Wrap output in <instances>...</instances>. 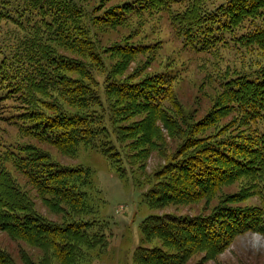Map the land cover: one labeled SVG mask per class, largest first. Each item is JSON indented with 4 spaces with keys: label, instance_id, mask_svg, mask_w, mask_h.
Here are the masks:
<instances>
[{
    "label": "trees",
    "instance_id": "trees-1",
    "mask_svg": "<svg viewBox=\"0 0 264 264\" xmlns=\"http://www.w3.org/2000/svg\"><path fill=\"white\" fill-rule=\"evenodd\" d=\"M80 1L0 0V110L6 108L0 120L22 139L17 149L0 143V232L43 252L37 261L21 250L20 264H84L109 243L108 226L97 223L95 211L85 218L88 169L54 161L49 148L67 157L96 150L122 175L124 166L142 168L151 151L163 157L168 139H182L147 180L143 202L158 210L215 195L218 201L206 213L147 216L131 264H186L194 256L206 262L243 234L264 237V0H124L102 14L96 9L93 17H85ZM143 15H165L186 50L218 58L219 49H234L255 58L250 67L229 66L208 76L221 94L195 125L171 101L167 107L168 73L121 77L137 56L153 54L155 45L111 46L108 53L120 62L101 95L93 87L85 60L99 65L101 56L90 44L92 25L111 28ZM130 114L140 119L117 124ZM11 168L49 210L64 216L61 223L38 212ZM231 186V194L218 192ZM250 197L258 203L239 204ZM0 264L17 263L0 247Z\"/></svg>",
    "mask_w": 264,
    "mask_h": 264
},
{
    "label": "rangeland",
    "instance_id": "rangeland-1",
    "mask_svg": "<svg viewBox=\"0 0 264 264\" xmlns=\"http://www.w3.org/2000/svg\"><path fill=\"white\" fill-rule=\"evenodd\" d=\"M123 1L110 0L108 3L100 5L102 0H81L77 4L81 7L85 17H93L96 9L98 10L95 14H102L111 8L116 9V6ZM207 1L210 2V0ZM213 1L219 3L223 0ZM101 6L104 7L99 9ZM90 32L93 40L90 44L98 47L101 62L99 65H92L89 64L88 60L85 61L90 65L93 87L99 95L103 93L105 78L110 75L112 67L120 62L118 55L108 53L111 46L128 41L140 45H155L156 49L153 54L137 56L121 77H127L130 74L146 76L168 73L171 77V94L166 105L171 108L172 104L169 103L171 101L193 124L211 111L221 94L216 82L212 78L209 82L208 76L214 75L216 72L221 73L229 66L236 69L250 67V60L255 59L254 57L250 58V54L243 55L235 52L234 49L233 51L231 49H219L221 56L219 55L218 58L197 54L189 49L186 50L174 35L165 15L154 17L143 15L137 17L131 24L104 29L92 25ZM9 103L10 101H3L1 105L5 106ZM5 110L6 108L0 112L4 114ZM228 118L233 119V115H228ZM105 119H107L106 114ZM137 119H140V116L131 114L127 118L119 116L117 124L131 125ZM211 131L213 130L208 132ZM21 141L22 139L16 130L0 120V143L2 147L10 146L17 149ZM121 142L122 139L120 144L125 148ZM181 142V138L168 139L163 157H161V153L151 151L145 164L139 165L142 168L124 166L125 171L122 172V175L118 172L117 174L115 168L111 167L96 150L80 149L77 156L67 157L49 148V153L54 161L67 166L81 165L88 169L92 183L87 187L89 198L86 206L90 209V213L85 218L91 219L93 211H95L94 217L97 219V223L108 226V246L99 253L96 250L92 251L89 262L86 263L85 259L82 260L84 264H131L132 254L142 239L140 224L147 216L155 213H173L181 216L194 215L200 212L206 213L217 203L219 195L192 205H171L158 210H151L143 202L142 195L150 187L147 180H150L154 172L165 165L166 160L174 154V150L178 148ZM6 166L10 168L8 164ZM11 171L13 178L32 199L31 201L38 212L53 223H61L64 216L49 210L44 201L32 189V186L27 183V180L23 176H19L12 168ZM235 187H224L218 192L221 194L224 192V195H228L236 191ZM257 203L256 197H250L248 201L239 202L241 205ZM0 247L7 250L17 264H20L21 250L28 252L29 256L37 261L40 260L43 253L25 243L10 239L3 232H0ZM186 264H264V237L251 232L243 234L236 238L214 260L201 262L200 256H194Z\"/></svg>",
    "mask_w": 264,
    "mask_h": 264
}]
</instances>
